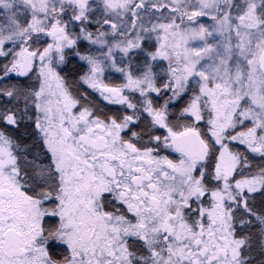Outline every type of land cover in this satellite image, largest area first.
<instances>
[{
    "label": "snow or ice",
    "instance_id": "obj_1",
    "mask_svg": "<svg viewBox=\"0 0 264 264\" xmlns=\"http://www.w3.org/2000/svg\"><path fill=\"white\" fill-rule=\"evenodd\" d=\"M0 264H264V0H0Z\"/></svg>",
    "mask_w": 264,
    "mask_h": 264
}]
</instances>
